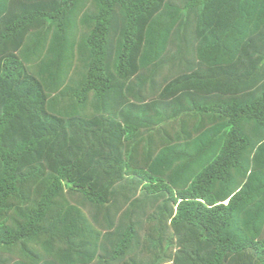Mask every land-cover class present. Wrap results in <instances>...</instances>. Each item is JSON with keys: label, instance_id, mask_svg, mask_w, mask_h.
<instances>
[{"label": "trees", "instance_id": "obj_1", "mask_svg": "<svg viewBox=\"0 0 264 264\" xmlns=\"http://www.w3.org/2000/svg\"><path fill=\"white\" fill-rule=\"evenodd\" d=\"M0 264H264V0H0Z\"/></svg>", "mask_w": 264, "mask_h": 264}]
</instances>
